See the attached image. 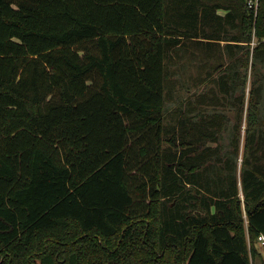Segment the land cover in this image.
<instances>
[{
	"label": "trees",
	"instance_id": "trees-1",
	"mask_svg": "<svg viewBox=\"0 0 264 264\" xmlns=\"http://www.w3.org/2000/svg\"><path fill=\"white\" fill-rule=\"evenodd\" d=\"M261 236L264 0H0V264H264Z\"/></svg>",
	"mask_w": 264,
	"mask_h": 264
},
{
	"label": "rangeland",
	"instance_id": "rangeland-1",
	"mask_svg": "<svg viewBox=\"0 0 264 264\" xmlns=\"http://www.w3.org/2000/svg\"><path fill=\"white\" fill-rule=\"evenodd\" d=\"M196 71L197 70V68L195 67V66H193V65H191L190 66V68H189V72H193V71ZM187 78V77H186ZM197 86L196 85H194L192 82H189V84L186 86V87H182L181 88V91H180V93L184 96V95H186L187 93H188V88H191L190 90H195V88H196ZM177 103V102H176ZM171 106H174L173 104H171ZM230 111V114H232L233 115V120L235 119V115H234V111H232L231 109L229 110ZM245 127H246V124H245V122H244V126H243V132H244V130H245ZM242 151H243V147H242ZM259 245H261V243H259Z\"/></svg>",
	"mask_w": 264,
	"mask_h": 264
},
{
	"label": "built area",
	"instance_id": "built-area-1",
	"mask_svg": "<svg viewBox=\"0 0 264 264\" xmlns=\"http://www.w3.org/2000/svg\"><path fill=\"white\" fill-rule=\"evenodd\" d=\"M258 2H259V0H249V6L256 8L258 6ZM260 238L262 240V243H264L263 236H261Z\"/></svg>",
	"mask_w": 264,
	"mask_h": 264
}]
</instances>
